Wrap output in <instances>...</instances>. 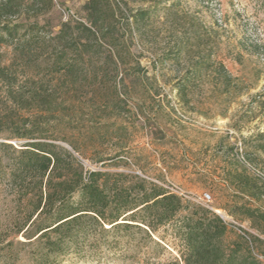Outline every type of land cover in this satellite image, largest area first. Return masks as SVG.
<instances>
[{
	"label": "rangeland",
	"instance_id": "rangeland-1",
	"mask_svg": "<svg viewBox=\"0 0 264 264\" xmlns=\"http://www.w3.org/2000/svg\"><path fill=\"white\" fill-rule=\"evenodd\" d=\"M35 1L0 0V32L20 26V45L35 49L24 60L18 41L0 39V62H14L18 74L13 85L0 78V141L20 144L10 137L17 125L48 120L86 169L140 176L184 204L214 210L227 223L226 242L250 247L264 264V236L243 213L232 214L238 204L264 210V0H101L96 36L76 28L91 26L86 0H54L49 9ZM36 20L38 32L26 34L23 25ZM69 21L60 54L51 38ZM34 91L57 97L58 109L40 115L45 98L35 100ZM238 176L257 196L238 190ZM15 211L11 187L1 183L0 264H32L25 252L17 259V250L4 249ZM157 235L166 237L160 259L179 258L172 226ZM145 249L134 259L71 254L58 264H147Z\"/></svg>",
	"mask_w": 264,
	"mask_h": 264
},
{
	"label": "trees",
	"instance_id": "trees-1",
	"mask_svg": "<svg viewBox=\"0 0 264 264\" xmlns=\"http://www.w3.org/2000/svg\"><path fill=\"white\" fill-rule=\"evenodd\" d=\"M38 2L48 9L54 4V0L35 1ZM86 9L91 26L79 22L76 28L96 36L103 27L104 6L101 0H86ZM147 13L140 10L138 15L144 18ZM71 24L72 21L65 22L52 35L60 54L69 41L65 29ZM39 25L38 20L23 25L27 26L25 33H37ZM19 27L3 25L0 39L6 36L12 42L18 41L13 48L25 60L35 49L20 45ZM60 54L53 62L55 67L59 65L56 69L64 66ZM16 69L14 62H0V78L13 85L17 82ZM39 82L51 86V80ZM33 96L35 100L45 98L40 115L58 109L57 97L49 100L39 91H34ZM258 135L264 139V132ZM10 137L25 140L20 144L0 141V184L11 187L16 201L11 222L15 236L4 249L17 250V259L22 252L32 264H58L71 254L84 259L106 253L125 259L130 254L134 259L145 247L150 261L147 264H263L250 247L237 240L226 242L227 223L214 210L197 203L184 204L177 194L140 176L86 169L70 150L57 143L60 138L48 120L27 119L14 128ZM260 145L264 150V140ZM241 177L238 176V190L257 196ZM236 211L243 213L264 236L261 207L238 204L232 214ZM167 224L180 243V256L161 260L167 251L166 237L157 233L160 226ZM254 238L263 242L260 236ZM247 240L251 243L250 238Z\"/></svg>",
	"mask_w": 264,
	"mask_h": 264
}]
</instances>
